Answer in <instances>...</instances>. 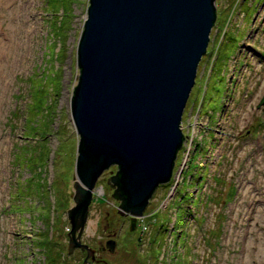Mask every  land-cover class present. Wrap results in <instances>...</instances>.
<instances>
[{
    "label": "rangeland",
    "instance_id": "1",
    "mask_svg": "<svg viewBox=\"0 0 264 264\" xmlns=\"http://www.w3.org/2000/svg\"><path fill=\"white\" fill-rule=\"evenodd\" d=\"M216 5L173 176L136 231L102 185L111 175L98 182L103 191L94 193L82 241L100 263L264 264V0ZM88 7L0 0V264H48L47 250L62 249L56 257L69 264L86 259L81 249L68 251L67 213L79 144L71 100Z\"/></svg>",
    "mask_w": 264,
    "mask_h": 264
},
{
    "label": "water",
    "instance_id": "2",
    "mask_svg": "<svg viewBox=\"0 0 264 264\" xmlns=\"http://www.w3.org/2000/svg\"><path fill=\"white\" fill-rule=\"evenodd\" d=\"M216 1L89 0L71 100L79 144L67 213L68 251H85L84 264L96 261L82 237L106 171L119 168L111 177L119 186L113 196L123 201L119 213L131 216V231L157 188L171 181L184 111L217 21ZM106 246L114 251L116 242Z\"/></svg>",
    "mask_w": 264,
    "mask_h": 264
},
{
    "label": "flooded vegetation",
    "instance_id": "3",
    "mask_svg": "<svg viewBox=\"0 0 264 264\" xmlns=\"http://www.w3.org/2000/svg\"><path fill=\"white\" fill-rule=\"evenodd\" d=\"M114 167V168H113ZM112 168H110V170H108V171H106V172H108L110 175H111V177L113 176V175H115L116 174V172L118 171V166H113ZM111 171H113V174L111 173ZM103 176V175H102ZM111 177L109 178V177H107L106 178V180H104L103 181V184L102 185H105V186H107V187H109L111 190H112V194H114L115 193V191H116V189L119 187L118 186V184H114L113 182H112V180H111ZM99 182V181H98ZM104 187V186H103ZM154 195V194H153ZM152 198H153V196H152ZM152 198H151V200H152ZM113 199H114V201L116 202V203H118V210H117V212H118V214L119 215H121L120 213H119V211H120V206H122V203H123V201L121 200V199H119L118 197H114L113 196ZM151 200H150V202H151ZM150 204V203H149ZM123 210V209H122ZM124 211V210H123ZM122 217H127V221H128V228H129V230L131 231V229H130V226H131V216L127 213V212H125V214L124 215H121ZM140 220L141 219H137L136 220V224H135V229L133 230V231H136V229L139 227V225H140ZM84 236V235H83ZM109 237H110V235H109ZM107 242V241H106ZM86 253V252H85ZM99 261H101V259H96V261H95V263L94 264H103V263H100ZM83 264H84V261H83Z\"/></svg>",
    "mask_w": 264,
    "mask_h": 264
},
{
    "label": "trees",
    "instance_id": "4",
    "mask_svg": "<svg viewBox=\"0 0 264 264\" xmlns=\"http://www.w3.org/2000/svg\"><path fill=\"white\" fill-rule=\"evenodd\" d=\"M69 3L70 4H72V2L71 1H69ZM69 11V10H68ZM55 15H56V13H54ZM67 12L65 11L64 12V14L62 15V16H60V21H59V23H58V26H59V29H62L64 26H65V24H66V22H65V20L64 19H67ZM57 22V21H56ZM37 148H39V147H34L33 148V151L35 150V149H37ZM31 161H32V159H30ZM40 160V162H42L43 160L42 159H39ZM39 162V161H38ZM36 163H37V161H36ZM114 168V167H113ZM43 243H42V245L44 244V245H47V242H45V240H43L42 241ZM45 242V243H44ZM40 245H41V242H40ZM43 247V249L45 248V249H47L48 248V245L47 246H42ZM47 247V248H46ZM50 248H52V247H50ZM63 252H64V250L62 249L61 251H57V253L56 254H53V252L51 251V252H48V250H47V254H49V258H48V260H49V263L48 264H52L53 262H55L56 260H57V264H69V262H67L66 260H61V259H58L57 257H56V255L57 256H59V257H62V254H63ZM61 261V262H60Z\"/></svg>",
    "mask_w": 264,
    "mask_h": 264
},
{
    "label": "bare ground",
    "instance_id": "5",
    "mask_svg": "<svg viewBox=\"0 0 264 264\" xmlns=\"http://www.w3.org/2000/svg\"><path fill=\"white\" fill-rule=\"evenodd\" d=\"M8 1V0H7ZM3 2L5 3L6 2V0H3ZM2 48H3V50H5V47H4V45H0ZM7 52V51H6ZM3 54H4V51L2 52V54H1V57L3 56ZM7 54V56H8V52L6 53ZM0 57V62L2 61V58ZM0 83H1V80H0Z\"/></svg>",
    "mask_w": 264,
    "mask_h": 264
}]
</instances>
